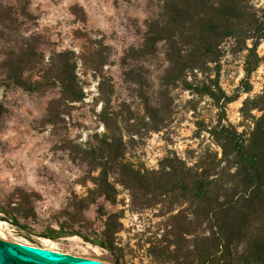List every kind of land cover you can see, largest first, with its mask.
Listing matches in <instances>:
<instances>
[{
    "label": "rangeland",
    "instance_id": "obj_1",
    "mask_svg": "<svg viewBox=\"0 0 264 264\" xmlns=\"http://www.w3.org/2000/svg\"><path fill=\"white\" fill-rule=\"evenodd\" d=\"M247 1L253 9L264 8V0ZM156 2L0 0V76L7 71L3 66L5 53L16 51L28 39L38 62L24 76L35 78L57 52L69 51L83 91L80 100L59 101L50 107V101L59 96L57 87L38 92L15 85L0 87V204L14 213L18 210L27 214L19 217L26 229L0 219L6 222V229L0 227L3 239L39 244L36 235L40 232L58 229L59 222L70 224V202L87 194L94 186L91 176L98 172L91 169L82 151L96 145L104 133L114 132L120 139L123 161L140 170L146 179H157L166 157L196 168L219 162L222 149L211 134L214 127L229 126L244 136L252 130L262 112L259 104L264 95V61L249 77L251 89L238 91L234 100L222 106L179 83L163 84L160 74L166 66L164 41L157 42L155 52L147 56L131 51L142 44ZM250 42L245 40L247 46ZM220 45L218 83L232 94L244 76L246 50L239 49L233 38H225ZM256 51L264 56V40ZM213 76L212 69L207 75L185 74L188 80ZM102 81L106 82L105 94L98 89ZM106 97L107 103L103 101ZM104 109L109 116L106 123L102 119ZM224 164H216V173L209 178L217 182L228 179L235 167ZM109 179L116 188L115 202L97 197L83 211L90 228L85 230L79 223L73 226L86 233L92 228L103 229L104 217L96 211L101 204L105 212L118 217L120 225L114 232L113 248L120 264H174L162 240L171 238L170 224L176 223L172 216L181 214L183 228L184 222L193 221L186 196L179 190L159 195L154 187L133 191L118 182L113 173ZM195 227L193 234L185 233L184 237L190 240L195 234L209 232L203 222H196ZM54 241L59 257L83 252L98 257L108 254L105 248L78 235H62ZM3 242L0 264H59L33 259ZM173 247L170 243L168 250Z\"/></svg>",
    "mask_w": 264,
    "mask_h": 264
},
{
    "label": "trees",
    "instance_id": "obj_2",
    "mask_svg": "<svg viewBox=\"0 0 264 264\" xmlns=\"http://www.w3.org/2000/svg\"><path fill=\"white\" fill-rule=\"evenodd\" d=\"M225 38H233L240 45L239 49L246 50L244 76L232 94H227L218 83L220 44ZM246 39L251 41L249 46L245 43ZM261 40H264V8L253 9L247 0H157L156 9L146 22L142 44L131 48V51L147 56L155 52L157 42L164 41L166 66L160 74L162 83H179L185 89L208 95L222 106L234 100L238 91L251 89L249 77L264 61V56L256 51ZM33 47L32 41L26 39L17 46L16 51L8 50L5 53L3 66L7 71L0 76V87L15 85L28 92L57 87L59 96L50 101V107L59 101L82 99V87L74 72L75 62L69 51L57 52L35 78L24 76V72L33 70L38 62ZM210 69L214 71V76L207 80L205 77L201 80H188L185 77L186 73L207 75ZM105 83L102 81L98 84L102 94H105ZM103 101L107 103L108 97ZM260 101L259 110L262 112L255 118L248 136L225 125L211 130L222 149L219 162L224 161V166L235 167L230 177L220 182L209 178L216 173L214 166L219 162L196 168L187 166L180 159L167 157L161 161L157 179H146L140 170L123 161L122 144L114 132L104 133L96 145L82 151L91 169H98V172L91 176L94 186L88 189L87 194L70 202L72 210L67 215L72 223L59 222L58 229L51 228L36 236L55 240L62 235H78L108 251L105 257L100 258L120 264L113 248L114 232L120 225L115 213L105 212L103 206L98 204L96 211L100 218L104 217L103 229L96 231L92 228L86 233L73 226V223H79L85 230L90 228L83 211L97 197L115 202L116 188L109 179L113 173L118 182L133 191L136 188L145 191L154 187L159 195L179 190L186 196L194 214L193 221L184 222L183 228L181 214L172 216L176 223L170 224L171 238L162 240L174 264H264V95L260 96ZM108 118L105 109L102 110L105 123ZM224 182H231L232 185L226 186ZM15 211L17 214L0 204V212L5 214L0 219L26 229V224L20 223L19 217L25 218L27 214ZM198 221L206 224L208 234L200 237L195 234L190 240L185 238V233L193 234L196 231ZM170 243L174 245L172 250H168ZM0 245L4 246L5 243L0 240Z\"/></svg>",
    "mask_w": 264,
    "mask_h": 264
},
{
    "label": "water",
    "instance_id": "obj_3",
    "mask_svg": "<svg viewBox=\"0 0 264 264\" xmlns=\"http://www.w3.org/2000/svg\"><path fill=\"white\" fill-rule=\"evenodd\" d=\"M0 239L3 241H6L9 245L14 247L17 251L21 252L22 254L29 256L33 259L40 260L45 263L73 264L75 262L98 261L104 264H112L108 260H105L93 254L92 255H87V254L68 255V256L56 257V258L46 257V256L34 254L28 251L27 249H25L24 247L16 243V241L14 240L3 239L2 237H0Z\"/></svg>",
    "mask_w": 264,
    "mask_h": 264
},
{
    "label": "bare ground",
    "instance_id": "obj_4",
    "mask_svg": "<svg viewBox=\"0 0 264 264\" xmlns=\"http://www.w3.org/2000/svg\"><path fill=\"white\" fill-rule=\"evenodd\" d=\"M0 227L6 229V222L4 221H2V223L0 222ZM13 239L16 241V243H18L19 245H21L22 247H24L25 249H27L28 251L34 254L51 257V258H56L61 256V253L58 251L57 243L50 238L38 237L39 244L20 241L15 238ZM83 254L86 253L83 252ZM73 264H104V263L98 261H86V262H75Z\"/></svg>",
    "mask_w": 264,
    "mask_h": 264
}]
</instances>
